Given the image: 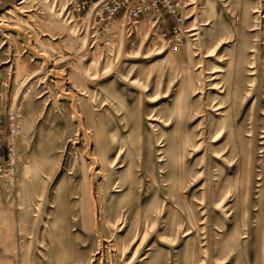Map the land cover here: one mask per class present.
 <instances>
[{"label": "rangeland", "instance_id": "374dc122", "mask_svg": "<svg viewBox=\"0 0 264 264\" xmlns=\"http://www.w3.org/2000/svg\"><path fill=\"white\" fill-rule=\"evenodd\" d=\"M75 1L0 10V264H264V0H183L177 50L167 15L91 48Z\"/></svg>", "mask_w": 264, "mask_h": 264}, {"label": "built area", "instance_id": "2783aa9c", "mask_svg": "<svg viewBox=\"0 0 264 264\" xmlns=\"http://www.w3.org/2000/svg\"><path fill=\"white\" fill-rule=\"evenodd\" d=\"M183 0H76L65 9L68 20H74L78 15L77 32L86 35L88 45L94 48L99 46L97 37L101 32L107 31L119 16H128L129 29L133 31L140 19L146 16H155V21L160 25L166 21V15L170 17L169 29L161 28V36L170 38L174 48L177 50L184 38V29L181 21ZM83 16H80V14ZM90 13L89 17L87 15ZM81 21V22H80ZM11 76L8 72L2 81L0 98L4 100V115L7 123V145L5 147V159L0 161V179L13 181L14 170L18 159V150L15 139L17 138L20 122L23 117V105L21 101L11 99L8 102V89Z\"/></svg>", "mask_w": 264, "mask_h": 264}, {"label": "crops", "instance_id": "0c3cea01", "mask_svg": "<svg viewBox=\"0 0 264 264\" xmlns=\"http://www.w3.org/2000/svg\"><path fill=\"white\" fill-rule=\"evenodd\" d=\"M18 0H0V10L12 5ZM6 67L0 65V89L6 75ZM4 113V100L0 98V161L5 159V147L7 145V123Z\"/></svg>", "mask_w": 264, "mask_h": 264}, {"label": "bare ground", "instance_id": "6f19581e", "mask_svg": "<svg viewBox=\"0 0 264 264\" xmlns=\"http://www.w3.org/2000/svg\"><path fill=\"white\" fill-rule=\"evenodd\" d=\"M23 1H25V0H23ZM21 8V7H20ZM8 11V13H11L12 11H13V9H9V10H7ZM89 15H90V13L87 15V18L89 17ZM126 16H124L123 18H125ZM67 18V17H66ZM118 20V19H117ZM117 20H115V21H117ZM70 21H73V20H70ZM114 21V22H115ZM113 22V23H114ZM77 25V24H76ZM192 35H197V33L195 32V33H193ZM216 109H219V108H216ZM212 137V136H211ZM213 139V138H212ZM212 141H214V139L212 140Z\"/></svg>", "mask_w": 264, "mask_h": 264}]
</instances>
